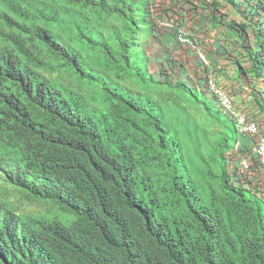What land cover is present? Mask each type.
<instances>
[{"label": "trees", "instance_id": "trees-1", "mask_svg": "<svg viewBox=\"0 0 264 264\" xmlns=\"http://www.w3.org/2000/svg\"><path fill=\"white\" fill-rule=\"evenodd\" d=\"M222 1L251 23L209 19L259 82L264 5ZM149 10L0 0V264H264V201L229 164L234 119L202 84L149 70ZM256 103L264 115V91Z\"/></svg>", "mask_w": 264, "mask_h": 264}, {"label": "crops", "instance_id": "crops-1", "mask_svg": "<svg viewBox=\"0 0 264 264\" xmlns=\"http://www.w3.org/2000/svg\"><path fill=\"white\" fill-rule=\"evenodd\" d=\"M238 1L242 5L243 11H245V10L248 11V10L253 9V5L251 7H249V6L246 7V2H244L242 0H238ZM255 1L258 2V0H254L253 2H255ZM206 2H208L210 4V6H207ZM189 3L192 4L194 7H198V8H195L197 13L203 12L204 19H207L208 21H210L209 18L211 16H213L214 11H217V12H220L222 14H226L227 18L234 20L236 23H242V22H244L246 24L251 23L249 21V19L244 18L243 15L238 11V7L237 8L235 7V9L237 11V15H236L237 17H236V19H234L227 12H225L221 9L222 8L221 3L219 4L218 10L214 9L213 5H211L209 0H205L206 6L201 5V2L198 0H190ZM197 17L203 19V17H200V15H197ZM258 17H259L260 21L264 22V13L261 15L259 14ZM211 23H210V25H211ZM214 26L217 30L221 31L222 33H224L226 35L227 40L231 39L234 42H236L238 40L237 44H239V46L237 47V51L239 50V54L242 51H244V49L242 50L241 49L242 47L240 46L241 40H239L235 37V34H233L232 31L228 28L227 22H217L214 24ZM192 27L194 28L195 24H192ZM246 30H247V34H248V38H249L248 39L249 45L254 46L253 39L255 36L252 33L251 26H247ZM152 40H151V42H152ZM149 41L150 40H147L144 43V48H145L146 54L148 56V67H150V64H151V62H153L154 58H156V57L162 58V59L164 58V56H163L164 54L161 53L159 44L155 43V42H157V40H153L152 43L155 45H154V48H152L151 52L147 49V42H149ZM179 42H180V44H183V46H181L180 49L187 52V54H186L187 60L184 64H182L183 65L182 67H178L177 65L174 66V63H171V61L169 60L170 70H169V66H167L166 63H164V65H166V67H168L167 68L168 73L166 75H168L174 79H180L182 81L192 82V84H202V85H203L204 81L206 80L207 76L210 75L222 87L229 90L230 95L232 97L231 100H232L234 106L236 107V109L245 108V110L247 112H249L250 114H254L256 112L255 110L257 108L260 112V115L264 116L263 114H261L260 106L256 103V99H258L259 93H261L262 90L264 91V84L259 83L257 81V79L252 76L251 73H245L244 74L241 72L240 68H244V70L248 69V66H246L247 62L244 61V59L239 60L238 61L239 63H237L239 56L236 55V60H234V62L229 61V60L224 61L220 57H217V60H211L210 59V57H211L210 48H209V51L206 52V46H202L200 43H194L193 44L190 41V43L185 44V43L181 42L180 40H179ZM246 44H248V43H246ZM224 47H226V46H222V48H224ZM164 48H168V46L165 45ZM157 51H158V54L156 56L155 52H157ZM199 51L204 52V54L206 56L208 63L205 66L202 65L197 58V52H199ZM149 70H151V68ZM154 75H157V74H154ZM260 86H262V88H259ZM253 105L256 106L255 110H254ZM236 141H237V144L239 146H238V150L235 152L232 159L229 161L230 168L234 167V165L237 162V159H239L242 155H245L250 161H253V146H254L253 141H254V139L251 137L237 135ZM247 175H248V180L252 184H254L253 186H255V187L257 186L258 188H260V183H258L257 180L261 177V169L257 165H254V166H252L251 172L247 173Z\"/></svg>", "mask_w": 264, "mask_h": 264}, {"label": "rangeland", "instance_id": "rangeland-1", "mask_svg": "<svg viewBox=\"0 0 264 264\" xmlns=\"http://www.w3.org/2000/svg\"><path fill=\"white\" fill-rule=\"evenodd\" d=\"M189 1L190 0H150L149 15L155 25V29L152 31V35L147 39L150 40L147 42V49L151 52L155 45L152 42L153 40H157L155 43L159 44L161 53L164 54L163 59L154 58L149 67V69L151 68L150 71L157 74V76L166 75L168 73V67H166V65L169 66L170 70L169 60L171 63H174V66H183L182 64L187 60V52L180 49L183 44H180L179 38H187L193 44L200 43L202 46H206V52H208L210 48L211 60H217V57H220L224 61L229 60L234 62V60H236V55H238L239 58L237 61L244 59V61L248 62L243 51L240 54L239 50L237 51V47L239 46V44H237L238 41L234 42L231 39L227 40L226 35L217 30L210 21L204 19L203 12L197 13L195 8L198 7H194ZM198 1L201 2V5L210 6L208 2H206L205 5V0ZM220 3L222 4L221 9L236 19L237 11L235 7L225 1H220ZM197 15H200L203 19L198 18ZM192 24H195L194 28ZM0 26L8 30V27H5L1 23ZM165 45L168 46V48H164ZM222 46L226 47L222 48ZM241 49L243 50V47ZM155 53L157 56L158 51ZM164 63H166V65H164ZM58 75L63 77L66 82L73 83V78L67 75V73L60 72ZM261 77L264 79V71L261 72ZM259 88H262V86Z\"/></svg>", "mask_w": 264, "mask_h": 264}, {"label": "built area", "instance_id": "built-area-1", "mask_svg": "<svg viewBox=\"0 0 264 264\" xmlns=\"http://www.w3.org/2000/svg\"><path fill=\"white\" fill-rule=\"evenodd\" d=\"M209 2H211V0H209ZM258 2L264 5V0H258ZM179 40L185 44L190 43L187 38H179ZM197 58L202 65H207L208 61L204 52H197ZM203 85L215 97L218 105L234 117L237 132L254 139L253 161H250L246 156H241L238 166L243 176L247 179V173L251 172L252 166L257 165L261 169V177L257 182L260 183V195L264 201V123L259 110L254 105V110L256 108L254 114H250L246 110L236 109L231 100L232 97L229 90L219 85L210 75L207 76ZM236 148L237 145H235L232 152H235ZM244 177L242 179H244Z\"/></svg>", "mask_w": 264, "mask_h": 264}, {"label": "clouds", "instance_id": "clouds-1", "mask_svg": "<svg viewBox=\"0 0 264 264\" xmlns=\"http://www.w3.org/2000/svg\"><path fill=\"white\" fill-rule=\"evenodd\" d=\"M222 1V0H221ZM252 2L254 1V0H251ZM256 2V1H255ZM248 63V62H247ZM247 66L249 67V64H247ZM217 82V81H216ZM259 83H262V84H264V79H262V77L260 76V81H259ZM204 84V83H203ZM219 84V83H218ZM220 85V84H219ZM203 87L205 88V86L203 85ZM205 90L207 91V92H209L206 88H205ZM263 91V90H262ZM211 94V93H210ZM212 95V94H211ZM213 96V95H212ZM214 97V96H213ZM214 100L216 101V99H215V97H214ZM217 102V101H216ZM218 104V103H217ZM219 106V105H218ZM245 108H240V110H244ZM239 110V109H238ZM226 112V111H225ZM229 114V113H228ZM262 114V113H261ZM230 115V114H229ZM232 116V115H231ZM233 117V116H232ZM262 118H263V123H264V117L262 116ZM233 119H234V117H233ZM234 124H235V121H234ZM235 127H236V125H235ZM237 130V129H236ZM238 133V132H237ZM238 135H241V134H239L238 133ZM241 136H244V135H241ZM247 137V136H246ZM235 145H237V148H236V150H235V152L238 150V144H237V141H236V143L231 147V149L229 150V152H228V155H229V161L232 159V157H233V155L235 154V152H232L233 150H234V147H235ZM242 156H245V155H242ZM240 159V158H239ZM239 159H237V162H236V164L234 165V167H231V169L233 170H235V173H234V175H233V178H236L237 180H240V182H242V184L244 185V186H248V187H251L253 190H257L258 191V194L260 195V188H258L257 186L255 187V186H253V184L247 179V178H245L244 176H243V174L241 173V171H240V168H239V166H238V162H239ZM230 164V163H229ZM244 177V179H242ZM260 197H261V195H260ZM262 199V198H261ZM263 200V199H262Z\"/></svg>", "mask_w": 264, "mask_h": 264}]
</instances>
